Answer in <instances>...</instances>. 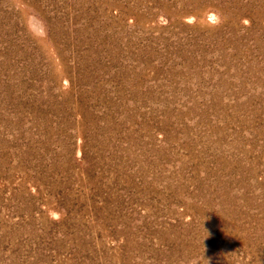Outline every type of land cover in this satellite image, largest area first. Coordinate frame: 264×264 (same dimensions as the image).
<instances>
[{"label":"rangeland","instance_id":"1","mask_svg":"<svg viewBox=\"0 0 264 264\" xmlns=\"http://www.w3.org/2000/svg\"><path fill=\"white\" fill-rule=\"evenodd\" d=\"M0 264H264V0H0Z\"/></svg>","mask_w":264,"mask_h":264}]
</instances>
